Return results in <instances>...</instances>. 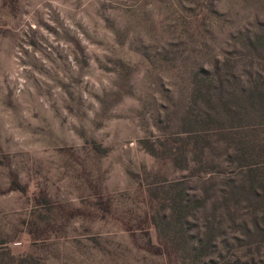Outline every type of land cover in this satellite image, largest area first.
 <instances>
[{
    "label": "rangeland",
    "instance_id": "1",
    "mask_svg": "<svg viewBox=\"0 0 264 264\" xmlns=\"http://www.w3.org/2000/svg\"><path fill=\"white\" fill-rule=\"evenodd\" d=\"M0 264H264V0H0Z\"/></svg>",
    "mask_w": 264,
    "mask_h": 264
}]
</instances>
